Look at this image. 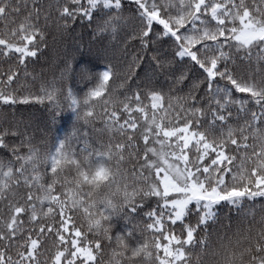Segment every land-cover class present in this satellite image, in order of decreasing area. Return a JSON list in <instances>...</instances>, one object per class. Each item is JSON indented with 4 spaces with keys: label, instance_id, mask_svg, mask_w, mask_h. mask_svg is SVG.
I'll return each mask as SVG.
<instances>
[{
    "label": "snow or ice",
    "instance_id": "1",
    "mask_svg": "<svg viewBox=\"0 0 264 264\" xmlns=\"http://www.w3.org/2000/svg\"><path fill=\"white\" fill-rule=\"evenodd\" d=\"M0 264H264V0H0Z\"/></svg>",
    "mask_w": 264,
    "mask_h": 264
},
{
    "label": "trees",
    "instance_id": "2",
    "mask_svg": "<svg viewBox=\"0 0 264 264\" xmlns=\"http://www.w3.org/2000/svg\"><path fill=\"white\" fill-rule=\"evenodd\" d=\"M90 35L86 32H82L80 28H77L71 34L65 35L63 38L59 37L54 31L48 36L46 47L43 48L37 62L30 66L35 68L36 71H40L41 68H47L54 62L62 59L65 55L76 56L79 58V52L77 51L79 44L88 45ZM33 117L37 122L42 120V113L38 109L30 110ZM64 129H61L63 134ZM228 209H222L221 212H227Z\"/></svg>",
    "mask_w": 264,
    "mask_h": 264
}]
</instances>
